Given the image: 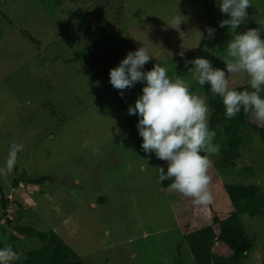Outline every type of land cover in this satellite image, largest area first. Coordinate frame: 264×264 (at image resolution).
Instances as JSON below:
<instances>
[{"label": "rangeland", "instance_id": "1", "mask_svg": "<svg viewBox=\"0 0 264 264\" xmlns=\"http://www.w3.org/2000/svg\"><path fill=\"white\" fill-rule=\"evenodd\" d=\"M246 11L237 32L264 28V0H251ZM179 14L185 19L171 27ZM226 18L214 0H0V185L12 195L2 218L0 202L3 246L20 253L40 247L38 238H10L14 225L30 224L54 230L84 264H196L184 235L236 210L225 186L258 184L264 194L261 135L246 130L249 143L239 147L236 165L219 167L226 146L217 127L219 152L209 154L212 201L196 206L157 183L167 162L140 147L138 117L127 109L143 83L122 90L121 97L109 70L145 47L153 56L145 70L159 63L170 77L187 80L190 91L206 99L209 124L206 90L191 79L186 61L199 57L206 37L201 56L225 68L231 34L219 22ZM247 80L244 73L228 76L230 88H249ZM250 119L256 122L252 114ZM12 141L23 150L8 169ZM23 174L48 179L21 188L16 183ZM240 217L254 243L251 264H264V207ZM214 250L229 253L219 241Z\"/></svg>", "mask_w": 264, "mask_h": 264}, {"label": "clouds", "instance_id": "2", "mask_svg": "<svg viewBox=\"0 0 264 264\" xmlns=\"http://www.w3.org/2000/svg\"><path fill=\"white\" fill-rule=\"evenodd\" d=\"M214 3L227 15L219 27L227 26L231 34L224 48L225 68H215L208 59L197 57L186 61L192 65L188 74L199 86L209 85L211 93L220 97L225 119L235 118L243 109L251 112L258 126H264V96L261 95L264 92V38L261 36L264 28L237 32L246 23L251 0H214ZM184 19L181 14L174 16L171 27L178 28ZM206 32L213 37L215 29L209 26ZM179 55L183 56V52ZM152 57L143 46L129 51L109 70V83L121 90L118 91L121 97L122 90L132 88L137 82L143 83L141 94L134 105H129L127 114L138 117L136 127L144 153H152L167 162L166 168L159 167L157 183L170 180V188L191 198L194 205H208L212 201L209 154L219 152V145L213 142L216 132L208 124V104L203 96L190 91L187 80L179 75L170 77L159 63L145 70V64ZM237 73L247 76L249 88L229 87L228 76ZM22 150V144L10 142L5 161L8 169L15 166ZM93 151L98 152L99 148L94 147ZM22 259V254L11 245L0 246V264H14Z\"/></svg>", "mask_w": 264, "mask_h": 264}, {"label": "trees", "instance_id": "3", "mask_svg": "<svg viewBox=\"0 0 264 264\" xmlns=\"http://www.w3.org/2000/svg\"><path fill=\"white\" fill-rule=\"evenodd\" d=\"M205 43L206 37L198 51L199 57H202L201 52ZM203 87L212 109L209 127L215 131L218 126L223 128V144L226 147L217 165L226 168L235 166L242 155L239 147L241 144L249 143L246 130L252 129L258 132L264 142V126H258L256 122L250 119L251 112H246L243 109L235 118L225 119L224 107L220 97L211 93L209 85L205 84ZM235 89L243 90L244 87L239 86ZM261 95L264 96V92ZM166 165L163 167L166 168ZM21 179L16 184L22 188L24 186L21 184L24 182L25 184L28 182L39 185L48 177L31 178L23 174ZM170 183V180H165L161 184L163 187H167ZM225 189L236 210L224 218L215 216L213 223L188 231L184 235V241L188 245L196 264H246V259L254 250L253 240L242 223L240 213L246 212L251 216L260 214L264 207V194L258 184H228ZM0 202L4 211L1 215L2 218L6 216L5 211L9 206L10 199L6 196L1 185ZM13 227L16 230V233L10 236L13 241L19 240V235H21L25 238H38L41 242L40 247L21 253L23 259L16 261V264H84L81 256L54 230L41 231L30 224H16ZM216 237L219 242L228 247L229 253L225 254L214 250ZM0 246H3L1 241ZM251 262L253 263L252 260Z\"/></svg>", "mask_w": 264, "mask_h": 264}, {"label": "crops", "instance_id": "4", "mask_svg": "<svg viewBox=\"0 0 264 264\" xmlns=\"http://www.w3.org/2000/svg\"><path fill=\"white\" fill-rule=\"evenodd\" d=\"M251 260L253 261V256L252 255H250V257H248L246 259V263L251 264L252 263Z\"/></svg>", "mask_w": 264, "mask_h": 264}, {"label": "built area", "instance_id": "5", "mask_svg": "<svg viewBox=\"0 0 264 264\" xmlns=\"http://www.w3.org/2000/svg\"><path fill=\"white\" fill-rule=\"evenodd\" d=\"M11 200H12V195H9L8 196ZM218 242V239H217V237H216V243Z\"/></svg>", "mask_w": 264, "mask_h": 264}]
</instances>
